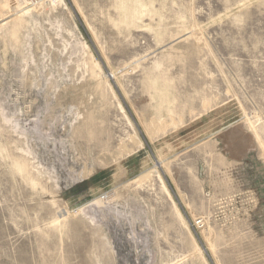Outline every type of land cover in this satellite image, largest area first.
I'll return each mask as SVG.
<instances>
[{"label": "rangeland", "instance_id": "obj_1", "mask_svg": "<svg viewBox=\"0 0 264 264\" xmlns=\"http://www.w3.org/2000/svg\"><path fill=\"white\" fill-rule=\"evenodd\" d=\"M0 264H264V0H0Z\"/></svg>", "mask_w": 264, "mask_h": 264}, {"label": "built area", "instance_id": "obj_2", "mask_svg": "<svg viewBox=\"0 0 264 264\" xmlns=\"http://www.w3.org/2000/svg\"><path fill=\"white\" fill-rule=\"evenodd\" d=\"M195 226H196V228H197V226H198V227H202V226H203L202 221H200V220L196 221V222H195Z\"/></svg>", "mask_w": 264, "mask_h": 264}]
</instances>
